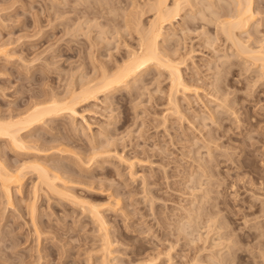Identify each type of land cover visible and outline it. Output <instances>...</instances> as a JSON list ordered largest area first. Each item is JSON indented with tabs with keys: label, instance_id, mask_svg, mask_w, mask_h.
I'll return each instance as SVG.
<instances>
[{
	"label": "rangeland",
	"instance_id": "1",
	"mask_svg": "<svg viewBox=\"0 0 264 264\" xmlns=\"http://www.w3.org/2000/svg\"><path fill=\"white\" fill-rule=\"evenodd\" d=\"M95 1L87 2L95 6ZM102 1L103 5L108 2V7H119L117 16H107L103 11L106 17L95 11L97 6L78 0H0V42L7 50L6 55L0 54V113L22 110L49 93L62 96L72 82L78 85L102 64L114 69L113 73L127 60L128 52H139V36L128 27L130 17L126 15H130V10L146 27L154 17L149 7L153 1ZM198 1L202 0L192 1L193 10L186 7L182 11V20L173 22L174 30L165 26L163 34L167 36L160 41L163 49L184 59L180 69L191 89L176 94L177 109L169 102L168 75L151 68L139 76L137 90L121 88L82 107L83 121L77 118L71 124L62 117L48 121V127H39V135L49 141L47 148L69 140L61 145L66 153L53 147L43 154L48 155L46 161L50 159L46 164L57 162L74 168L78 155L87 157L93 153L91 150L96 152L101 147L106 154H99L98 163L83 166L85 177L78 180L94 184L92 188L76 186L74 194L81 199L79 203L40 196L35 211V219L40 222L37 229L27 214L29 203L25 199L19 202L20 197L13 195L17 198L14 205H7L0 195V264H211L217 254L235 264H264V75L261 77L258 64L245 57L241 60L229 43L213 40L214 25L198 20L202 19L196 13L201 10ZM231 1L227 2L231 5ZM252 2L259 15L247 33L259 24L260 33L256 35L263 39L254 36V40L261 39L264 46V0ZM204 15L207 17V13ZM112 21L116 22L114 26ZM187 24L192 25L188 28ZM183 30L185 35L181 34ZM245 34L239 36L245 39ZM247 42L257 47L250 40ZM55 138H62L63 142H56ZM117 152L123 161L115 158ZM15 159L11 156L9 162H16ZM24 185L22 196L26 197L32 184L28 179ZM113 198L119 200L117 205ZM250 204L253 208H249ZM88 205L99 206L104 217L108 239L113 244L109 248L111 257L103 247L104 231L88 213ZM206 211H211L210 215ZM217 221L224 226L215 228ZM257 223L263 224L260 231ZM36 230L40 233L37 238Z\"/></svg>",
	"mask_w": 264,
	"mask_h": 264
},
{
	"label": "bare ground",
	"instance_id": "2",
	"mask_svg": "<svg viewBox=\"0 0 264 264\" xmlns=\"http://www.w3.org/2000/svg\"><path fill=\"white\" fill-rule=\"evenodd\" d=\"M78 1H83V3H88L87 1L90 0H78ZM110 3V0H107ZM119 1V0H118ZM153 1L152 3L148 2V4L150 3L151 5L150 7V11L153 12V19L148 23V25L146 27H144L141 23V20L137 17H134L133 15L136 16V14H131L130 10L128 11L130 14L128 17H130V19L125 18V20H127V22H129L128 27H130V29H133V31L135 30V34L139 39V52H128L127 55V60L126 61H122V63L120 65L117 66V69L115 68V71L112 73V70H110L106 65H101L100 63L98 65H101L100 68H96V66L98 67V65H95L96 70H98L96 73L94 71V74L91 75V77L93 76V78L91 77H80V79H85L82 81V79L80 81H78V85H73L75 82H72V86H66V93L62 96L58 95L57 92L54 94H48L47 96L45 95V97H43V99H40L39 101H35L32 104L31 103H27L28 106L22 110H14V113L10 112L8 114H2L0 113V195H2L1 197L5 198V201L7 205H14V200H16L17 198L14 197L13 195H17L20 197V201H23L24 199L29 203V205L26 206L28 207V211L27 214L30 216V220L33 223V227L35 226L36 228V224L37 223V219H35L36 217V203L39 200L40 196L42 197V195H44V197H48L51 200L52 199H59L60 201H70L72 203H77L78 202V195L76 196L74 194L75 188L76 186H85L87 188L90 187L92 188V184L94 183H89L87 184V182L85 183L84 181H79L78 179L82 180L81 178L85 177L83 175V166L90 165L89 163H96L97 161V157L100 156L99 154H104L106 152L105 149H103V147H101V149L97 148L98 151L96 150V152H94L93 150H91L93 153H90V155H88L87 157H84L85 155H83L84 158L79 157V155L77 156V162L76 165L74 163L73 167H67V166H63L59 163H55V162H51L52 164H46L49 160L46 161V159H48V155H43L44 153H48V151H52L53 149L57 151L59 150L60 153H66V149H63L61 145H64V143L66 144V142H68L69 138H63V140H68V141H61V139L59 140L58 138L56 139V142L59 140V142H63V144L61 143L60 146H51L49 148L48 147V142L45 138H43L42 136L39 135V130H41L39 127H41L42 125H45L48 127V121H52L54 119L57 118H62V117H67L68 120H70V123H74V121L79 118L80 120L83 121L84 117H83V113L81 114L80 110L82 107L89 105L91 102H95L98 100L99 96H103V97H108L107 95L117 92L119 91L121 88H130V90L133 88H136V83L137 80L139 78V76L141 77L142 73L145 72L148 69L154 68L157 70H160L162 72H165L168 75V79L170 81V96H169V102L170 105H173V107H176V94L179 91H183L185 93V91L189 92V90L191 89L187 83H185L183 77H182V73H181V66H183L184 64V59H180V58H176L175 54L177 53H171V51L169 52L167 49H163V46H160V41H162L161 39H163V41L166 39L164 38V36L166 37L167 35H164L163 30L165 28V26H175L173 25V22L178 19L181 18L182 20V16L181 15L182 11L185 10L186 7H190L189 9L193 10V0H173L172 3H170V0H150ZM195 1V0H194ZM230 1V0H227ZM226 0H202L201 2L198 1L200 4V9H198L200 11L196 12L198 14H200L199 17H201L202 19H198V20H202L201 22H203L204 24H209L207 26H211L214 25L213 29H214V33H216V35L211 36L213 38V40L215 42H217V40L222 41L224 44L225 43H229L231 45V47H233L236 52L237 55L241 57H243V59L247 58L249 59L253 64H258V70L261 69V72L263 74H260L261 77L264 75V46L262 45V41L257 40L258 37L256 34L260 33L259 31H257V28L259 26H256L253 28L251 33H247L249 28H251V24L253 22H255V16L258 14V11H256L254 9L253 6V2L252 0H233L231 1L234 5L229 4V2H227ZM66 2V1H65ZM95 7V11H98L97 13H102L104 11V13L108 15H110V17H115L117 16L116 12H117V8L119 7H108L109 4H107L108 2H106L105 0V4L103 5V1L102 0H96ZM144 2V1H143ZM197 2V3H198ZM91 2H89L87 5H89ZM94 3V1H93ZM118 3V2H117ZM128 3H132V2H128ZM144 4V3H143ZM259 4V3H258ZM85 5V4H84ZM92 6V4H90ZM89 5V6H90ZM113 5V4H112ZM79 6V5H78ZM92 6V7H93ZM105 6V7H104ZM107 6V7H106ZM116 6V5H115ZM131 7L133 6L132 4L130 5ZM148 6V5H147ZM195 6V5H194ZM202 6V7H201ZM90 7V9L92 8ZM130 7V8H131ZM148 7V9H149ZM231 7V8H230ZM98 8V10H97ZM122 8V7H121ZM129 8V9H130ZM147 8V7H146ZM94 10V8H92ZM196 9V8H195ZM74 10V9H73ZM72 10V11H73ZM120 10V9H119ZM118 10V12H119ZM135 10V8H134ZM197 10V9H196ZM197 10V11H198ZM220 10V12H222V14L218 11ZM227 10V11H226ZM195 11V10H194ZM194 11L192 13H194ZM218 11V12H217ZM94 12V11H93ZM133 12V10H132ZM135 12V11H134ZM191 12V11H189ZM102 13L103 15L106 16V14ZM124 13V12H122ZM185 13V12H183ZM207 13V17H205L204 14ZM93 14V13H92ZM96 14V12H95ZM99 14V16H100ZM187 14V13H186ZM197 14V15H198ZM87 15V14H86ZM132 15V16H131ZM190 15V14H189ZM196 15V14H195ZM209 15V16H208ZM259 15V14H258ZM84 16V15H83ZM94 16V14H93ZM98 16V14H97ZM96 16V17H97ZM106 16V17H107ZM186 16V15H184ZM223 16V17H222ZM225 16V17H224ZM90 17V15H89ZM95 17V16H94ZM131 17H133L131 19ZM139 17V16H138ZM190 18L192 16H189ZM198 17V18H199ZM222 17V19H221ZM86 18V17H85ZM92 18V17H91ZM101 18V17H99ZM137 18V19H135ZM193 18V17H192ZM207 18L206 21H204ZM260 18V17H259ZM84 19V18H83ZM95 19V18H94ZM104 19V16H103ZM121 19V18H120ZM197 19V18H196ZM194 19V20H196ZM79 20V19H78ZM102 20V19H101ZM108 20V19H107ZM113 20V18H112ZM133 20V21H132ZM180 20V21H181ZM184 20V19H183ZM106 21V20H105ZM109 21V20H108ZM116 21V19L114 20ZM124 21V20H123ZM190 22V20H188ZM191 23H193V19H191ZM199 21V22H200ZM80 22V21H79ZM113 22V21H112ZM185 22V21H184ZM207 22V23H205ZM258 22V21H257ZM93 23V22H92ZM108 23V22H107ZM116 23V22H115ZM113 22V26L115 24ZM130 23L133 24L130 26ZM182 23V22H181ZM196 23V21H195ZM111 26L112 23L110 22ZM197 24V23H196ZM98 25V24H97ZM101 25V24H100ZM126 25V24H125ZM188 28L189 26H191L192 24H187ZM81 26V25H80ZM88 26V25H87ZM92 26V25H91ZM96 26V25H94ZM108 26V25H107ZM183 26V25H182ZM186 26V25H185ZM255 26V24H254ZM3 27V26H2ZM76 27V26H75ZM99 27V26H98ZM101 27V26H100ZM128 27H126L127 29H129ZM134 27V28H132ZM172 27V28H173ZM203 27V26H202ZM94 28V27H92ZM97 28V26H96ZM95 28V29H96ZM117 28V27H116ZM121 28V27H120ZM169 28V27H168ZM187 28V27H186ZM185 28V29H186ZM204 28V27H203ZM202 28V29H203ZM94 29V30H95ZM119 29V28H118ZM167 29V28H166ZM170 29V28H169ZM184 29V30H185ZM206 29V28H205ZM87 30V29H86ZM114 30V29H113ZM123 30V28H122ZM174 30V28H173ZM180 30V29H179ZM184 30L179 33L181 34H186L187 30ZM191 29H188V32H190ZM194 30V28H193ZM200 30V29H198ZM79 31V30H78ZM120 31V30H119ZM176 31V30H175ZM203 31V30H202ZM206 31V30H205ZM92 32V31H91ZM100 32V31H99ZM103 32V31H102ZM100 33L98 34L99 36H102ZM107 32V31H106ZM168 32V31H167ZM173 32V31H172ZM184 32V33H183ZM196 32V31H195ZM207 32V31H206ZM125 33V32H124ZM127 33V32H126ZM125 33V35H126ZM129 33V32H128ZM134 33V32H132ZM198 33V32H197ZM202 33V32H201ZM242 33H246L245 35H247V37L245 39H242L241 35ZM130 34V33H129ZM166 34V33H165ZM171 34V33H170ZM169 34V35H170ZM184 34V35H185ZM204 34V33H203ZM85 35V34H84ZM241 37H240V36ZM244 35V34H243ZM106 36V35H105ZM171 36V35H170ZM174 36V35H173ZM188 36V35H187ZM198 36V35H197ZM210 36V35H209ZM254 36L257 37L256 41L254 40ZM204 37V36H203ZM103 38V37H102ZM106 38V37H105ZM104 38V39H105ZM198 38V37H197ZM206 38V37H205ZM215 38V39H214ZM253 38L254 42H252L253 40L251 39ZM97 39V38H96ZM101 39V38H99ZM103 39V40H104ZM211 39V38H210ZM207 40V39H206ZM209 40V39H208ZM207 40V41H208ZM212 40V39H211ZM210 40V42H211ZM246 40V41H245ZM250 40L252 46L256 44L257 47L254 48L251 47L250 43H248L247 41ZM2 41V40H1ZM96 41V40H95ZM162 41V42H163ZM207 41H205L207 43ZM118 42V41H117ZM205 43V44H206ZM209 43V41H208ZM262 43V44H261ZM10 44V43H9ZM108 44V42H107ZM211 45L214 44V42L210 43ZM217 44V43H216ZM110 45V44H109ZM207 45V44H206ZM204 45V46H206ZM259 45V46H258ZM5 44L4 42L1 43L0 42V54L3 52H7V50H4ZM7 46V45H6ZM210 46V45H208ZM109 47V46H108ZM115 47V46H114ZM118 48V47H117ZM165 48V47H164ZM168 48V47H167ZM229 48V47H228ZM231 49V48H230ZM91 50V49H90ZM96 50V49H95ZM172 50V49H171ZM90 52V51H88ZM97 52V51H96ZM173 52H176L173 50ZM235 52V51H234ZM233 52V53H234ZM111 53V52H110ZM93 54V53H92ZM2 55V54H1ZM6 55V53H5ZM111 55V54H108ZM113 55V54H112ZM232 55V54H231ZM236 55V56H237ZM9 56V55H8ZM238 56V57H239ZM94 57V56H93ZM108 57V56H107ZM180 57V56H179ZM245 57V58H244ZM10 58V57H8ZM183 58V57H181ZM222 58V57H221ZM232 58V57H231ZM5 59V58H4ZM113 59V58H112ZM220 59V58H218ZM223 59V58H222ZM237 59V58H234ZM246 59V60H247ZM98 60V59H97ZM242 60V59H241ZM7 61V60H5ZM26 61V60H25ZM24 61V62H25ZM44 61V60H43ZM96 61V60H95ZM229 61V60H228ZM227 61V62H228ZM244 61V60H243ZM23 62V61H22ZM110 62V61H109ZM118 62V61H117ZM247 62V61H245ZM7 63V62H6ZM33 63V62H32ZM94 63V61H93ZM222 63V62H221ZM244 63V62H243ZM249 63V62H248ZM95 64V63H94ZM93 64V66H94ZM245 64V63H244ZM115 65V64H114ZM224 65V63H223ZM243 65V64H242ZM251 65V64H250ZM255 65V66H256ZM85 66V65H84ZM92 66V67H93ZM2 67V66H1ZM47 67V66H46ZM246 67V66H245ZM7 68V67H6ZM111 71H109L108 69ZM49 69V68H48ZM61 69V68H60ZM83 69V68H82ZM94 69V68H93ZM218 69V68H216ZM256 69V70H257ZM95 70V69H94ZM248 70V69H247ZM50 71V70H49ZM82 71V70H81ZM85 71V70H84ZM93 71V70H92ZM73 72V71H72ZM228 72V71H227ZM2 73V72H0ZM71 73V72H70ZM79 73V72H78ZM77 73V74H78ZM229 73V72H228ZM259 73V72H258ZM257 73V74H258ZM31 74V73H30ZM75 74V73H74ZM144 74V73H143ZM219 75V72L217 73ZM2 75V74H1ZM6 75V74H5ZM58 75V74H57ZM81 75V74H80ZM259 75V74H258ZM59 76V75H58ZM218 77V76H217ZM260 77V76H259ZM258 77V78H259ZM60 78V77H59ZM65 78V77H64ZM143 78V77H142ZM73 79V78H72ZM216 79V78H215ZM220 80V79H219ZM224 81V80H223ZM62 82V81H61ZM139 82V81H138ZM221 83V82H219ZM70 85V84H68ZM190 85V84H189ZM225 85V84H224ZM65 86V85H64ZM69 87H71L70 89H68ZM196 88V87H195ZM195 88L193 87V91H195ZM218 88V87H217ZM226 88V87H225ZM140 89V87H139ZM214 91H215V87H213ZM137 90V88H136ZM218 90V89H217ZM4 91V90H3ZM128 91V90H127ZM141 91V90H139ZM221 91V90H220ZM182 92V93H183ZM64 93V92H63ZM192 93V92H191ZM197 93V92H196ZM222 93V92H221ZM226 93V92H225ZM34 94V93H33ZM218 94V92H217ZM222 95V94H221ZM225 95V94H224ZM41 96V94L39 95ZM38 96V97H39ZM44 96V95H42ZM185 96V95H184ZM36 97V95H35ZM42 98V97H41ZM217 98V97H216ZM106 99V98H104ZM37 100V98H36ZM109 100V99H108ZM187 100V99H186ZM222 100V99H221ZM105 101V100H104ZM107 101V100H106ZM226 101V100H225ZM172 103V104H171ZM222 105V103H220ZM104 105V104H103ZM189 105V104H188ZM220 105V106H221ZM13 108V107H12ZM23 108V107H22ZM177 109V107L175 108ZM13 111V110H12ZM6 112V111H5ZM183 114V113H182ZM178 115V114H177ZM86 123V122H85ZM70 124V125H71ZM87 125V124H86ZM85 125V126H86ZM65 126V125H64ZM73 126V125H72ZM43 127V126H42ZM46 127V128H47ZM81 127V126H80ZM43 130V129H42ZM47 130V129H46ZM49 130V129H48ZM77 130V129H76ZM66 131V130H65ZM68 131V130H67ZM50 132V131H49ZM47 132V133H49ZM76 132V131H75ZM74 132V133H75ZM60 133V131H59ZM68 133V132H67ZM51 134V133H50ZM66 137V134L63 135ZM91 137V136H90ZM102 137V136H101ZM93 138V137H92ZM54 139V138H53ZM58 139V140H57ZM98 139V138H97ZM88 140V139H87ZM195 140V139H194ZM52 141V140H51ZM55 141V140H54ZM193 141V140H192ZM214 142V140H213ZM55 143V142H53ZM93 143V142H92ZM112 143V142H111ZM114 143V142H113ZM47 144V145H46ZM52 144V142H51ZM59 144V143H56ZM46 145V147H45ZM50 145V144H49ZM68 145V144H67ZM96 145V144H95ZM99 145V144H98ZM112 145V144H111ZM110 145V146H111ZM115 145V144H114ZM56 147V149H55ZM61 147V148H60ZM93 147V146H92ZM53 148V149H52ZM94 148V147H93ZM7 151H6V150ZM70 150V149H69ZM68 150V151H69ZM86 150V149H85ZM84 150V151H85ZM100 150V151H99ZM49 151V152H50ZM56 151V152H57ZM90 151V152H91ZM113 151V150H112ZM108 152V151H107ZM53 155V152H51ZM69 153V152H68ZM67 153V154H68ZM74 153V152H73ZM77 153V152H76ZM111 153V152H110ZM78 154V153H77ZM76 154V155H77ZM106 154V153H105ZM113 153H111L112 155ZM115 158H117V160L119 161V159H121V161H123L124 158H122L121 153L118 154L114 153ZM51 155V154H50ZM49 155V157H50ZM51 155V156H52ZM55 155V154H54ZM75 155V154H74ZM75 155V156H76ZM15 157L17 160L14 164L10 163L9 158L10 157ZM105 158V156H103ZM103 157H99V158H103ZM108 157V156H106ZM111 157V156H110ZM113 157V156H112ZM51 158V157H50ZM54 158V157H53ZM103 158V159H104ZM29 159V161H28ZM114 159V158H113ZM147 159V158H146ZM39 160H43L44 162H39ZM56 160V159H55ZM130 160V159H129ZM142 160V159H141ZM52 161V160H51ZM106 161V160H105ZM128 161V160H127ZM199 161V160H198ZM197 161V162H198ZM60 162V161H59ZM99 162V161H98ZM97 162V163H98ZM126 162V161H125ZM62 163V161H61ZM73 163V162H72ZM135 163V162H134ZM54 164V165H53ZM130 164V163H129ZM132 162L130 164V167H132ZM86 169V167H85ZM89 171V170H88ZM85 172V170H84ZM135 172V171H134ZM88 174V173H87ZM27 175H30L27 177ZM134 175V174H133ZM241 177V176H240ZM28 178L30 180V183L32 184L31 186V193L25 195L26 197H23V186L25 183V180ZM84 179V178H83ZM93 180V178H92ZM98 180V178H97ZM102 181V180H101ZM27 182V181H26ZM89 182V180H88ZM94 182V181H93ZM107 182V181H106ZM200 182V181H199ZM97 183V182H96ZM187 183V182H186ZM195 183V182H194ZM191 184V183H190ZM101 186V185H100ZM203 186V185H202ZM102 187H104V185H102ZM198 187V186H196ZM82 188V187H81ZM186 188V187H185ZM89 189V188H88ZM99 189V188H98ZM144 189V188H143ZM202 190V188H200ZM197 190V191H200ZM95 190V187H94ZM97 190V189H96ZM101 190V189H100ZM191 190V189H190ZM206 190V189H205ZM89 191V190H88ZM144 191V190H142ZM189 191V190H188ZM102 192V190H101ZM102 193H105L102 192ZM118 193V192H117ZM116 193V194H117ZM250 193V192H249ZM113 195V196H117V195ZM203 195V194H202ZM22 196V198H21ZM119 196V195H118ZM263 196V195H262ZM18 197V198H19ZM54 197V198H52ZM80 197V196H79ZM112 197V196H111ZM258 197V196H257ZM260 197V196H259ZM47 199V198H46ZM115 199V198H113ZM260 199V198H259ZM24 200V201H25ZM58 200V201H59ZM81 200V199H80ZM85 201V200H84ZM83 201V202H84ZM119 201V200H118ZM117 201V202H118ZM256 202V199L254 200ZM259 201V200H258ZM116 202V199H115ZM114 202V203H115ZM117 202L115 203V205H117ZM263 202V201H262ZM25 203V202H24ZM79 203V202H78ZM80 203H82L80 201ZM153 203V202H152ZM261 203V202H260ZM86 204V203H85ZM91 204V203H90ZM93 204V203H92ZM113 204V203H112ZM255 204V203H254ZM97 205V204H96ZM258 205V204H257ZM260 205V204H259ZM86 206V205H84ZM83 206V207H84ZM89 206V205H88ZM87 206V207H88ZM113 206V205H112ZM119 206V204H118ZM117 206V208H118ZM251 206V204H250ZM255 206V205H254ZM79 207V206H78ZM82 207V208H83ZM99 206H89V214L90 216L94 219V221L99 223V226L101 227L100 229H102V232L104 233V238H102V240H104L103 243H105V246H103L106 251V255L109 257L111 254L110 251V247L111 246V242L108 239V230L105 228L106 222L104 220L103 215L101 214V212L98 210ZM114 207V206H113ZM184 207V206H183ZM217 207V206H216ZM257 207V206H256ZM263 207V206H262ZM262 212L264 211V208H262ZM249 208H253V206L249 207ZM259 208V207H258ZM84 210L85 207L83 208ZM16 210V209H15ZM200 210V209H197ZM209 210V208H208ZM258 210V209H257ZM153 211V210H152ZM203 211V210H202ZM213 212V210H211ZM211 211H206L209 215L211 213ZM86 212V211H85ZM186 212V211H185ZM221 212V211H220ZM259 212V211H257ZM200 213V211H199ZM197 213V214H199ZM204 213V212H203ZM202 215L200 216H203ZM217 212H215L216 214ZM192 214V213H191ZM194 214V213H193ZM192 216V215H190ZM189 216V217H190ZM200 216H198L200 218ZM212 216V215H211ZM214 216V215H213ZM258 216V215H257ZM187 217V218H189ZM204 217V216H203ZM215 217V216H214ZM218 217V215L216 216ZM255 217V216H254ZM194 219L195 217H191V219ZM212 218V217H211ZM190 219V218H189ZM201 219V218H200ZM213 219V218H212ZM244 219V218H243ZM246 219V218H245ZM259 219V218H258ZM185 220V219H184ZM211 220V219H210ZM215 220V219H214ZM212 220V221H214ZM219 220V219H218ZM256 220V219H255ZM254 220V221H255ZM192 221V220H191ZM195 221V220H193ZM209 221V220H207ZM245 222V220H243ZM251 221V220H249ZM201 222V221H199ZM198 222V223H199ZM211 222V221H210ZM216 222V221H215ZM214 222V224H215ZM242 222V220H241ZM192 223V222H191ZM218 225L216 224L215 228H222V226H224V224L222 225L221 223L219 224V222L217 221ZM225 223V222H222ZM246 223L247 219H246ZM245 223V224H246ZM254 223V222H253ZM263 223V222H262ZM262 223H257L255 226L257 228V231L259 228H261L260 226H263ZM97 224V223H96ZM201 224V223H200ZM209 224V222H208ZM213 224V222H212ZM244 224V223H243ZM182 225V224H181ZM185 225V224H184ZM189 225V224H188ZM194 225V224H193ZM195 225H196V221H195ZM187 226V223H186ZM200 226V225H199ZM208 226V225H207ZM227 227V225H225ZM195 227V226H193ZM192 227V228H193ZM202 227V226H201ZM225 227V228H226ZM181 228V227H180ZM186 228V227H185ZM189 230V227H187ZM186 228V229H187ZM197 228V225L195 227V229ZM214 228V229H215ZM224 228V227H223ZM263 228V227H262ZM37 229V228H36ZM183 229V227H182ZM191 229V228H190ZM194 229V228H193ZM192 229V231H193ZM194 229V230H195ZM198 229V228H197ZM206 229V228H204ZM227 229V228H226ZM262 230V229H261ZM186 231V230H185ZM184 231V232H185ZM198 231V230H197ZM256 231V232H257ZM36 233V238L39 237L40 233L38 230L35 231ZM101 232V231H100ZM44 233V232H43ZM191 233V231H190ZM198 233V232H197ZM206 233V232H205ZM208 233V232H207ZM212 233V232H211ZM180 234V233H179ZM209 234V233H208ZM207 234V235H208ZM101 235V234H100ZM186 235H189L186 234ZM217 235V234H216ZM231 235V234H230ZM259 235V233H258ZM198 236V235H197ZM202 236V235H201ZM188 237V236H187ZM208 237V236H207ZM259 237V236H258ZM257 237V238H258ZM193 238V237H192ZM256 238V237H255ZM201 239V238H200ZM219 239V238H218ZM39 240V239H38ZM225 240V239H224ZM240 240V239H239ZM259 240V239H258ZM112 241V240H111ZM219 241V240H218ZM228 241V240H227ZM191 242V241H190ZM193 242V241H192ZM204 242V241H203ZM224 242V241H223ZM256 242V240H255ZM113 243V242H112ZM237 244V243H236ZM240 244V243H238ZM259 245V241L258 244ZM264 245V244H263ZM220 246V245H219ZM233 247V246H232ZM219 248V247H218ZM231 247H229L230 249ZM234 248V247H233ZM171 249V248H170ZM211 250V249H210ZM223 250V249H222ZM227 250V249H225ZM232 250V249H230ZM258 250V249H256ZM206 251V250H205ZM213 251V250H212ZM236 252V248L234 250ZM1 252V250H0ZM228 252V251H227ZM227 252L225 254H227ZM238 252V251H237ZM3 253V251H2ZM105 253V252H104ZM234 254V253H233ZM263 254V253H262ZM213 255V254H212ZM215 255V254H214ZM213 255V257H214ZM232 255V253L230 254ZM235 255V254H234ZM234 255H232L233 257H235ZM264 255V254H263ZM229 256V255H228ZM260 256V255H259ZM111 257V256H110ZM221 256L220 254H217L215 258V263H213V259L211 264H235L234 260H225L227 258ZM171 258V257H170ZM231 258V257H230ZM261 258V257H260ZM4 259V257H3ZM202 259V258H201ZM156 260V259H155ZM172 260V259H171ZM170 260V261H171ZM258 260V259H256ZM263 260V259H262ZM193 262V261H192ZM110 263V262H109ZM147 263V262H146ZM7 264V263H4ZM103 264H108L105 262H103ZM257 264V263H256Z\"/></svg>",
	"mask_w": 264,
	"mask_h": 264
}]
</instances>
